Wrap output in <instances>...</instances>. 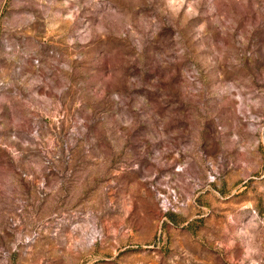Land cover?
Returning <instances> with one entry per match:
<instances>
[{
  "label": "rangeland",
  "instance_id": "obj_1",
  "mask_svg": "<svg viewBox=\"0 0 264 264\" xmlns=\"http://www.w3.org/2000/svg\"><path fill=\"white\" fill-rule=\"evenodd\" d=\"M0 264H264V0H0Z\"/></svg>",
  "mask_w": 264,
  "mask_h": 264
}]
</instances>
